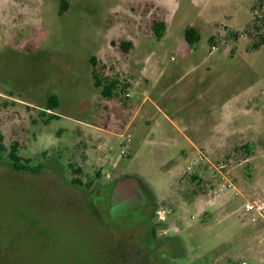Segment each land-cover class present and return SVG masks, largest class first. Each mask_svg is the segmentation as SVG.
Returning <instances> with one entry per match:
<instances>
[{
  "label": "rangeland",
  "instance_id": "rangeland-1",
  "mask_svg": "<svg viewBox=\"0 0 264 264\" xmlns=\"http://www.w3.org/2000/svg\"><path fill=\"white\" fill-rule=\"evenodd\" d=\"M66 1L59 15L58 0H0V144L18 142L32 168L14 171L0 156V264H145L102 227L78 185L122 173L152 189L159 232H176L168 262L264 264V221L236 214L247 200L264 203V0ZM187 26L199 34L192 55ZM202 55L220 64L206 79L217 84L211 111L212 100L226 107L208 146H165L170 133L146 123L134 133L147 144L115 137L142 104L139 87L157 94L143 76L157 75L155 60L175 66ZM93 71L117 81L111 98ZM51 94L59 105L48 110ZM150 99L141 108L156 112L163 102ZM163 110L171 114L170 104Z\"/></svg>",
  "mask_w": 264,
  "mask_h": 264
},
{
  "label": "crops",
  "instance_id": "crops-1",
  "mask_svg": "<svg viewBox=\"0 0 264 264\" xmlns=\"http://www.w3.org/2000/svg\"><path fill=\"white\" fill-rule=\"evenodd\" d=\"M183 46L187 47L188 45L186 43L182 44L180 48ZM194 46L195 45L189 47V55L197 52L195 49L196 46ZM181 61V64L168 66L160 65V63L155 60L154 67L158 71L157 75L151 78L148 75H143L147 78V84L150 85L151 88L157 89V94L153 96V99L150 93L143 91V89L141 90L138 86L142 95L138 96V99L141 97L142 104L150 98L152 99H150V102L154 105L155 103L162 104V102L163 105L170 104L171 114L163 110V105H158L159 107L155 105L158 109L156 112H150L147 109L143 111L141 108L142 104L140 103L132 119L127 123L124 133L115 134V137L124 138V142L126 144L130 143V145H133L132 143L135 139L142 143H146L150 139H145L144 135L140 137L138 134L134 133L135 130H141L140 125L146 123L149 124L148 126L146 125V131H154L157 134L163 127L164 132L161 133V135L165 132L171 134H167L168 144L165 146L174 147L181 142L187 144L189 147L208 146V143L212 140V131L214 130L215 133L213 134H216L220 129V123L218 121L219 116L221 117L222 113H226V107L221 106L219 100H212L213 108H218V110L215 109L214 112L211 111L210 91L211 88L214 89L217 84H215L214 87H210V84L206 81L207 77L211 75V73H209L211 70L217 73L220 71V68H215L216 66L213 65L214 62L216 65H220L219 60L211 62L212 60H210L209 56L204 55L199 60L192 61V63L189 62L191 60H186L188 62L184 60ZM141 65L143 64L140 62L138 67H141ZM174 71L179 72L175 73ZM219 82L218 80V83ZM130 86L135 90L137 85L131 84ZM179 91L184 92L179 95ZM215 115L218 119L215 118L213 120ZM135 117H138V122H136L137 125L131 128V123ZM162 118L166 123L161 121ZM151 123H153L152 127H150ZM216 124L218 126H215ZM127 132L131 134L127 135ZM155 137L156 136L151 137L152 140L148 142L149 145H152V143L156 141ZM165 139L167 138H163V141ZM140 142H138V144H140Z\"/></svg>",
  "mask_w": 264,
  "mask_h": 264
},
{
  "label": "flooded vegetation",
  "instance_id": "flooded-vegetation-1",
  "mask_svg": "<svg viewBox=\"0 0 264 264\" xmlns=\"http://www.w3.org/2000/svg\"><path fill=\"white\" fill-rule=\"evenodd\" d=\"M56 162L54 159L53 165ZM78 185L81 190L84 189L82 192L86 197L90 198L87 205L92 208V213L105 218L102 227L118 236L123 248H135L139 261L145 264L173 263L168 262L173 258L169 248L177 234L159 232L163 227L162 220L155 217L157 210L154 194L146 182L122 173L107 176L105 180L96 179ZM121 186H125L123 192ZM46 227L50 233V225Z\"/></svg>",
  "mask_w": 264,
  "mask_h": 264
},
{
  "label": "trees",
  "instance_id": "trees-1",
  "mask_svg": "<svg viewBox=\"0 0 264 264\" xmlns=\"http://www.w3.org/2000/svg\"><path fill=\"white\" fill-rule=\"evenodd\" d=\"M59 1V8H58V14L61 15L64 13L65 9H67L68 3L66 0H58ZM261 19V18H260ZM152 30L154 35L157 38H160L165 30V24L162 21H153L152 23ZM184 40L185 42L193 46L196 43L199 42V34L195 27L193 26H187L184 30ZM119 46L124 50H129L131 47L130 42L122 41L119 43ZM258 45H255L254 48H257ZM92 77L94 79V86L100 88V93L105 98H111L113 95L114 88L117 84V81L114 80H106L97 75L96 72H92ZM59 105L58 96L56 94H51L46 99V105L45 108L48 110H53ZM42 114H46V112H42ZM54 114H50V116ZM2 139V136L0 135V140ZM19 144L18 142H12L8 149L5 148V146L0 144V156L4 158V161L8 163L10 168H12L14 171H27L31 170V167H28L27 160H22V158L19 156ZM5 153V154H3ZM3 154V155H1ZM25 162V163H24ZM74 182H77L76 179H73ZM79 183V181H78ZM89 184V183H88Z\"/></svg>",
  "mask_w": 264,
  "mask_h": 264
},
{
  "label": "built area",
  "instance_id": "built-area-1",
  "mask_svg": "<svg viewBox=\"0 0 264 264\" xmlns=\"http://www.w3.org/2000/svg\"><path fill=\"white\" fill-rule=\"evenodd\" d=\"M125 96H128V93H125ZM128 140V139H127ZM124 150L120 151V154H123ZM198 161H203V156L199 151L196 152ZM208 163V162H207ZM210 168L211 165L208 164ZM222 167V165H220ZM188 169H191V165L187 166ZM238 218H246L248 222H259L264 221V203L261 201H250L247 200L241 208L236 212ZM159 219H163L162 216H159Z\"/></svg>",
  "mask_w": 264,
  "mask_h": 264
},
{
  "label": "water",
  "instance_id": "water-1",
  "mask_svg": "<svg viewBox=\"0 0 264 264\" xmlns=\"http://www.w3.org/2000/svg\"><path fill=\"white\" fill-rule=\"evenodd\" d=\"M133 182H134V181H133ZM127 183H128V182H127ZM124 187H125V186H121V187H120V190H121L122 192H123ZM118 192H119V190H118ZM116 194H117V193H115V195H116Z\"/></svg>",
  "mask_w": 264,
  "mask_h": 264
}]
</instances>
